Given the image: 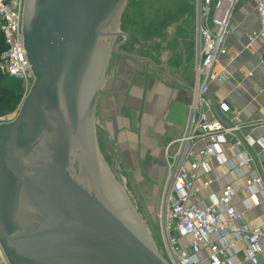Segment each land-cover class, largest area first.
<instances>
[{
	"label": "water",
	"instance_id": "obj_1",
	"mask_svg": "<svg viewBox=\"0 0 264 264\" xmlns=\"http://www.w3.org/2000/svg\"><path fill=\"white\" fill-rule=\"evenodd\" d=\"M126 2L23 0L33 79L14 118L0 121L7 264H170L111 185L96 145V101L112 53L137 57L118 49Z\"/></svg>",
	"mask_w": 264,
	"mask_h": 264
},
{
	"label": "crops",
	"instance_id": "obj_2",
	"mask_svg": "<svg viewBox=\"0 0 264 264\" xmlns=\"http://www.w3.org/2000/svg\"><path fill=\"white\" fill-rule=\"evenodd\" d=\"M258 28L253 1L240 0L224 36L226 52L214 65L218 77L208 84L209 116L227 120L229 114L218 109V102L225 100L240 114L242 124L237 134L241 138H264V43L256 36ZM126 33L124 48L135 38L127 29ZM180 52L182 65H166V70L150 55L140 59L144 57L114 54L96 101L95 119L101 145L103 143L107 153L122 165L131 181V189L143 203L159 204L167 176L165 149L169 145L168 152L174 153L176 140L186 129L195 78V12L189 45H183ZM205 145V140L198 141L194 150ZM220 148L228 163H218L212 157L207 161L208 171L199 168L196 172L194 186L199 189L200 201L205 200L208 192L219 191L223 185L231 183L236 191L232 199L235 209L244 214L250 228L264 230V182L256 186L255 192L246 190L247 178L259 177L264 171V152L257 144L245 148L243 151L251 158L248 165L230 169L235 161L233 151L228 143ZM260 243L259 264H264V236ZM238 245L243 248L242 243ZM206 254L203 249L201 256ZM241 254L239 252L237 257L238 264H250ZM202 264L207 261L204 259Z\"/></svg>",
	"mask_w": 264,
	"mask_h": 264
},
{
	"label": "built area",
	"instance_id": "obj_3",
	"mask_svg": "<svg viewBox=\"0 0 264 264\" xmlns=\"http://www.w3.org/2000/svg\"><path fill=\"white\" fill-rule=\"evenodd\" d=\"M240 0H195L196 54L193 99L184 134L176 140L174 153L165 149L168 158L167 176L159 201V219L166 260L170 264H238L241 252L243 260L259 264L262 251L260 243L264 230L252 229L232 204L236 193L231 183L219 191H210L200 201L199 189L194 180L199 168L208 171V159L228 163L220 146L228 143L235 159L230 169L248 165L250 156L245 148L259 145L264 152V138H241L237 133L242 122L240 114L232 110L225 100L218 102V109L229 114L224 120L209 116L211 109L207 97L208 84L218 77L214 65L225 54L224 36L230 27V18ZM258 15L259 28L256 36L264 43V0H252ZM23 0H0V31L5 49L0 54V72L18 78L22 88L28 91L32 75L25 58L21 39V12ZM264 52V49H262ZM4 117H0L3 121ZM206 141L197 151L195 143ZM264 182L261 176H250L246 190L255 192ZM208 183V182H207ZM206 183V184H207ZM239 242L243 248H239ZM205 247V248H204ZM206 249V256L201 251ZM0 264H7L0 248Z\"/></svg>",
	"mask_w": 264,
	"mask_h": 264
},
{
	"label": "rangeland",
	"instance_id": "obj_4",
	"mask_svg": "<svg viewBox=\"0 0 264 264\" xmlns=\"http://www.w3.org/2000/svg\"><path fill=\"white\" fill-rule=\"evenodd\" d=\"M194 12L195 0H127L119 28L124 33L127 29L130 36L133 35L135 38L126 48L120 46L118 49L144 58L150 55L159 65L179 67L183 61L180 51L183 45L188 47L193 31ZM122 39L123 37H118L116 43ZM114 54L112 53V56ZM20 85L22 87L21 82ZM26 92L22 88L20 101L3 115V121L14 118ZM98 130L99 126L95 119L96 145L105 175L118 192L122 191L125 194L133 212L152 237L160 253L167 259L161 233L159 204H149V201L143 203L144 201L138 200L122 165L107 153L103 143L101 145Z\"/></svg>",
	"mask_w": 264,
	"mask_h": 264
},
{
	"label": "trees",
	"instance_id": "obj_5",
	"mask_svg": "<svg viewBox=\"0 0 264 264\" xmlns=\"http://www.w3.org/2000/svg\"><path fill=\"white\" fill-rule=\"evenodd\" d=\"M5 49L0 31V54ZM20 80L0 72V117L12 110L22 97Z\"/></svg>",
	"mask_w": 264,
	"mask_h": 264
}]
</instances>
